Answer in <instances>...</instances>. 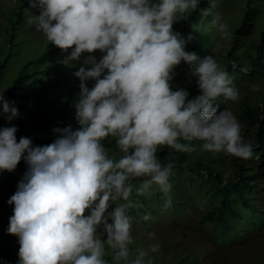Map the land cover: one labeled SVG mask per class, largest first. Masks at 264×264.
Listing matches in <instances>:
<instances>
[{
  "label": "clouds",
  "instance_id": "obj_1",
  "mask_svg": "<svg viewBox=\"0 0 264 264\" xmlns=\"http://www.w3.org/2000/svg\"><path fill=\"white\" fill-rule=\"evenodd\" d=\"M199 2L29 0L39 14L28 16L27 23L66 53L62 63H83L74 73L80 78L74 103L79 127H55L58 135L37 145L28 136L17 140V125L0 126V171L14 170L21 159L27 165L7 200L14 204L6 231L18 237L17 264H111L105 245L117 262L154 264L151 253L160 250L159 241L138 247L129 258L131 217L127 204L118 202L127 200L135 178H142L138 193H150L153 185L170 191L174 162H162L158 148L192 151L194 146L181 140L195 139L205 150L252 156L253 145L242 137L237 116L228 108L217 111L218 97L239 99L232 77L213 55L186 50L191 32L173 29ZM214 7L210 0L202 16ZM209 23L221 36H230L219 13ZM182 61L201 90L189 99L188 89L172 88ZM2 90L5 119L12 120L19 110ZM109 137L115 138L119 157L106 151L102 141Z\"/></svg>",
  "mask_w": 264,
  "mask_h": 264
},
{
  "label": "rangeland",
  "instance_id": "obj_2",
  "mask_svg": "<svg viewBox=\"0 0 264 264\" xmlns=\"http://www.w3.org/2000/svg\"><path fill=\"white\" fill-rule=\"evenodd\" d=\"M22 1L0 0V89H13L17 95L23 96L31 92L39 94L30 98L25 129L36 132L39 140L34 144L42 145L44 138L47 144L58 135L53 131L55 127H79L74 103L80 91V78L74 73L83 61L73 60L68 65L61 62L66 53H47L61 49L47 41L45 34L37 30L35 24L27 23L28 16L39 14V9L32 8L29 0L23 9V19L17 20L16 14ZM214 3L212 12L205 17L200 10L209 7L210 0H200L197 9L183 14L185 19L173 23V29L184 35L192 33L186 50L195 51L201 56L211 54L228 71L239 90V99L233 101L218 97L217 111L230 109L241 124L242 137L254 145L258 142V123L254 117L244 114V107L264 116V69L251 76L248 73L261 32L264 31V0L254 1L250 33L233 52L232 39L243 18L246 0H214ZM216 13L227 23L230 36H221L210 25ZM95 55L99 58L101 52L96 50ZM25 68L30 76L20 80L19 73ZM48 78L57 79L58 83L46 88L44 83ZM86 83L91 87L93 81ZM177 87L188 89L189 97L186 99L201 91L197 86V77L183 61L175 67L172 88L175 90ZM5 99L15 106L16 98L11 94ZM6 115L0 102V126L17 125L18 140L22 136L19 117L6 120ZM102 142L110 156L122 155L115 138L109 137ZM188 144L194 146L192 151H179L167 145L157 150L156 155L162 162H174L168 178L171 188L167 194L155 185L148 194L138 193L136 189L142 178H135L127 200L118 202L127 204L126 211L131 217L134 239L129 244V258H134L138 247L147 248L150 243L159 241L160 250L151 253L155 257L154 264H264V177L257 170V153L252 152V156L241 158L224 151L205 150L200 140L193 139ZM241 166L250 174V187L236 179ZM26 168L25 161L21 159L14 170L0 171V244L13 258L0 248V264L5 261L17 264L16 260L19 259L18 237L6 231L14 207L7 200L15 192ZM233 181L239 182L252 206L242 205L241 198L230 190L227 203L232 205V209L225 213L226 218H217L215 212L214 218L205 219L206 214L220 204L224 195L219 186L224 188L226 182ZM169 199L170 203L165 207V201ZM149 232L155 235L149 237ZM98 235L104 238L101 233ZM105 249V259L111 264H123V261L112 259L113 250L109 246L105 245Z\"/></svg>",
  "mask_w": 264,
  "mask_h": 264
},
{
  "label": "trees",
  "instance_id": "obj_3",
  "mask_svg": "<svg viewBox=\"0 0 264 264\" xmlns=\"http://www.w3.org/2000/svg\"><path fill=\"white\" fill-rule=\"evenodd\" d=\"M255 0H246V6H245V11H244V15L243 18L239 24V26L237 27V29L234 31V36H233V50L232 52L239 46V44L241 43V41L250 33V26H251V22H250V18L251 16L254 14V3ZM28 5V0H23L22 4L20 5V8L17 11V20H22L23 19V14H24V7H26ZM185 15V14H184ZM188 24L185 25V29H187ZM264 31L261 32L260 35V42L258 43V46L256 48V55L253 57V59L250 61V66H249V76H251V74L254 73H259L262 69H264ZM57 52H61L57 51V50H50L47 53H57ZM258 71V72H257ZM30 75L28 74V70L22 69V71L19 73V79L20 80H24L26 78H28ZM18 81H16L17 83ZM58 83L57 79L54 78H48L46 80V82L44 83V87L46 88H52L55 86V84ZM11 94L14 98H16V102H15V107L18 108L19 110V123H20V132L22 136H28L32 138L33 143L38 142V137L36 136V132H34L33 130H28L25 129V126L28 122V116L26 111L29 109V105H30V98L36 97V95L38 96L39 94H34L33 92L27 94L26 96L23 95H17L13 89H8L6 91H2V95L4 97V99ZM244 114L248 115L249 117H254L258 123V142L256 144L253 145L252 148V152H256L258 155V160L256 163L257 166V170L259 171V173L262 174V176L264 177V116H259L257 115V113L255 112L254 109L252 108H248V107H244ZM56 122V121H55ZM42 137H44L42 135ZM192 141V140H190ZM189 140H181L182 143H189ZM46 144L45 138L43 139L42 145ZM251 169V168H249ZM250 178V174L248 172V170H246L245 167H240L238 174H237V180L240 181L241 184L243 185H247V187H250V184H248V179ZM220 189H223L224 195L223 197L220 199V204L218 206H216L215 208H213L212 210H210L206 216L205 219H209L211 220L214 215V213L216 212L217 214V218L219 219H225L226 217L224 216L225 213L232 209V205L227 203V197H228V193L231 190L235 195L239 196V198H241L242 200V205L245 206H252V203L250 202V200L248 198H246L244 196V190L241 189V186L239 184V182H226L225 186H223L224 188H222L221 186H219ZM216 216V215H215ZM0 248L6 253V255H8L11 258V254L7 251V249L0 244ZM13 260V258H11ZM18 260H16L17 262Z\"/></svg>",
  "mask_w": 264,
  "mask_h": 264
}]
</instances>
